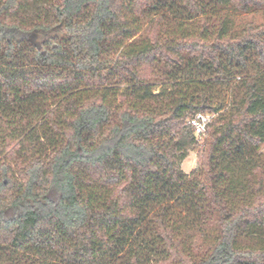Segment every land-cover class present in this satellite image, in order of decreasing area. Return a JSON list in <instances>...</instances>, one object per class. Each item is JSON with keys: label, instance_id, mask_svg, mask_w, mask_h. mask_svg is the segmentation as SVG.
I'll return each instance as SVG.
<instances>
[{"label": "trees", "instance_id": "1", "mask_svg": "<svg viewBox=\"0 0 264 264\" xmlns=\"http://www.w3.org/2000/svg\"><path fill=\"white\" fill-rule=\"evenodd\" d=\"M263 7L0 0V264H264Z\"/></svg>", "mask_w": 264, "mask_h": 264}, {"label": "rangeland", "instance_id": "2", "mask_svg": "<svg viewBox=\"0 0 264 264\" xmlns=\"http://www.w3.org/2000/svg\"><path fill=\"white\" fill-rule=\"evenodd\" d=\"M233 19L237 23L238 27L241 28L248 24H253L255 26H264V7L262 9H256L252 11L250 14H243V13H234L233 12ZM142 29L143 33L145 32V23L143 21ZM142 33V34H143ZM141 34V35H142ZM147 35V32L145 33ZM144 35H142L143 37ZM145 72H150L152 82L156 84L164 83V81H161L159 77L157 78L156 75H152L150 70H145ZM157 87L154 89L155 93H158L161 91V87L156 85ZM217 118V116L215 117ZM208 139V137H207ZM206 139V141H207ZM206 141L202 146H197L193 151L190 152L189 157L183 162L182 164V170L184 173L190 175L198 166V154L201 152L202 148L204 147ZM12 144L11 139V130H8L6 126L0 125V157H2L5 154L7 146Z\"/></svg>", "mask_w": 264, "mask_h": 264}, {"label": "built area", "instance_id": "3", "mask_svg": "<svg viewBox=\"0 0 264 264\" xmlns=\"http://www.w3.org/2000/svg\"><path fill=\"white\" fill-rule=\"evenodd\" d=\"M215 117L216 115L213 114L199 113L189 119L188 125L193 127L199 146H202L206 141L209 125L212 123Z\"/></svg>", "mask_w": 264, "mask_h": 264}]
</instances>
